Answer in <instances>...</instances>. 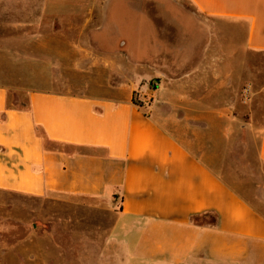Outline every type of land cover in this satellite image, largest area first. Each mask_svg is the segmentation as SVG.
Listing matches in <instances>:
<instances>
[{"label":"crops","instance_id":"crops-1","mask_svg":"<svg viewBox=\"0 0 264 264\" xmlns=\"http://www.w3.org/2000/svg\"><path fill=\"white\" fill-rule=\"evenodd\" d=\"M188 1L199 16L240 23L244 36L231 34L240 47L228 49V29L210 31L212 40L201 48L200 30L177 27L172 33L180 44L172 48L143 9L171 0H106L94 32L98 51L127 52L134 59L143 53L154 70L159 60L175 63L164 68H181L191 53L195 61L208 54L216 65L217 52L230 55L228 68L262 67L241 56L264 55V0ZM26 3L0 0V30L14 27L24 34L26 21H32L34 53L89 52L82 45L42 46V21L58 16L26 15ZM37 5L40 10V0ZM14 6L17 12L10 11ZM166 47L167 56H159ZM58 58L65 62L58 61L56 78L37 81L26 94L0 80V196L79 202L97 215L96 228L105 230L70 254L60 239H49L53 258L83 264H264V210L256 206L264 204V187L251 192L242 184L245 171L227 167L238 165L240 153L228 150L221 157L207 151L200 118L189 122L180 108L188 97L168 88L184 79L168 77L174 81L168 83L157 72L156 84L125 85L106 78L99 65L74 63L69 69L68 56ZM39 61L34 56L37 72ZM248 105V130L259 141L255 161L264 166V87Z\"/></svg>","mask_w":264,"mask_h":264},{"label":"rangeland","instance_id":"rangeland-1","mask_svg":"<svg viewBox=\"0 0 264 264\" xmlns=\"http://www.w3.org/2000/svg\"><path fill=\"white\" fill-rule=\"evenodd\" d=\"M26 2L24 9L26 15L40 12L42 15L58 16L53 20L46 17L42 21V46L82 45L87 47L89 52L82 54L69 49L68 53L61 54L47 51L34 53L32 21H26L24 34H19L14 27H10L8 31L0 30L2 34L7 33L0 36V80L7 83L12 91L26 94L34 89L37 81L49 77L55 79L58 61L61 60V64L65 62L58 58L63 55L68 56L66 68H72L74 63L78 66L93 63L97 67L99 65L104 68L106 78H112L114 83L156 84L154 78H157V72L165 73L166 78L162 75L160 77L168 83H174L173 80L176 78H183L184 83L170 85L168 88L174 93L180 92L188 97V101H180V108L182 107L184 113L188 114L189 122H198L194 118H200V138L207 151L221 157H224L228 150L240 153L238 165L231 163L227 167H237L236 169L245 171V181L242 184L251 192L254 188L264 187V166L256 164L255 161L259 143L258 134L248 130L250 124L248 104L256 89L264 87V55L241 56L243 61L247 60L249 64L254 62L262 65L258 69L228 68L230 55L227 53L224 56L217 52L216 65H213V57L209 58L208 54L205 56L202 54L201 60L195 61L191 53L180 64L181 68H164L173 67L175 63L166 65L164 64L166 61L162 63L159 60L155 65L158 69L154 70L146 64L143 53L135 54L134 59L132 58L134 56L127 52L113 55L98 51L94 32L100 25L99 18L106 0H40V10L37 0H26ZM124 6L123 4L122 7ZM19 7L21 8V5L17 8ZM12 8L11 12L18 11L16 6ZM143 9L152 16L156 27L162 31L161 34L166 35L164 40L169 41L167 44L172 48L180 44L178 42L180 38L172 33L177 27L200 30L201 48L208 46L210 39L212 40L210 31L227 29L228 41H225L228 49L239 48L240 42L231 34L237 31L244 36L246 31L240 23L226 24L199 16L188 0H171L165 6L144 4ZM182 15L183 19L180 17ZM177 16L179 20H176ZM214 39L216 38L213 37ZM220 39L221 37H217V44ZM238 39L240 40L241 37L239 36ZM221 41L223 43V40ZM211 51L214 53V48H211ZM158 53L159 56H167V47L163 53L160 50ZM34 56L40 58L38 72L34 70ZM103 60H106V65ZM108 66L112 69H107ZM149 75L153 77L149 78ZM36 76L41 78L38 80ZM168 77H172L173 80H169ZM181 113L183 114V111ZM241 161L244 164H240ZM66 205L55 200L0 196V264L85 263L77 258L66 261L58 257L56 260L50 252L51 238L60 239L63 252L66 250L70 254V252H79L83 240L96 238L105 231L96 228L97 215L81 209V203ZM73 205L76 207L73 208ZM256 206L264 210V204L256 203ZM32 240H36L35 244Z\"/></svg>","mask_w":264,"mask_h":264},{"label":"trees","instance_id":"trees-1","mask_svg":"<svg viewBox=\"0 0 264 264\" xmlns=\"http://www.w3.org/2000/svg\"><path fill=\"white\" fill-rule=\"evenodd\" d=\"M135 103H136V105H141V104H140L139 102H137V101H135ZM201 220H202V217H194V221H195L196 223H200Z\"/></svg>","mask_w":264,"mask_h":264}]
</instances>
